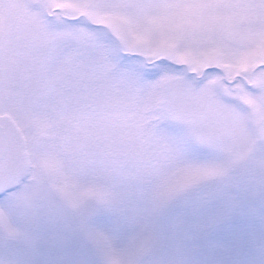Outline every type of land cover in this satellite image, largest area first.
Returning a JSON list of instances; mask_svg holds the SVG:
<instances>
[{"label": "snow or ice", "instance_id": "obj_1", "mask_svg": "<svg viewBox=\"0 0 264 264\" xmlns=\"http://www.w3.org/2000/svg\"><path fill=\"white\" fill-rule=\"evenodd\" d=\"M0 264H264V0H0Z\"/></svg>", "mask_w": 264, "mask_h": 264}]
</instances>
